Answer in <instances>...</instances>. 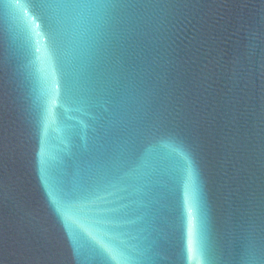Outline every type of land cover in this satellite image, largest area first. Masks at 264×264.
<instances>
[{"label": "water", "instance_id": "95a60500", "mask_svg": "<svg viewBox=\"0 0 264 264\" xmlns=\"http://www.w3.org/2000/svg\"><path fill=\"white\" fill-rule=\"evenodd\" d=\"M0 264H264V0H0Z\"/></svg>", "mask_w": 264, "mask_h": 264}, {"label": "snow or ice", "instance_id": "6c2138e0", "mask_svg": "<svg viewBox=\"0 0 264 264\" xmlns=\"http://www.w3.org/2000/svg\"><path fill=\"white\" fill-rule=\"evenodd\" d=\"M189 214L191 215V209H189ZM190 231H191V229H190Z\"/></svg>", "mask_w": 264, "mask_h": 264}]
</instances>
